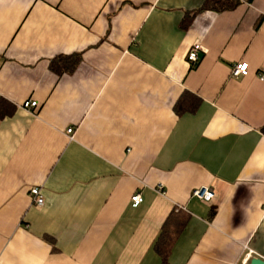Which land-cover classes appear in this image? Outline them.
I'll return each mask as SVG.
<instances>
[{
	"label": "crops",
	"instance_id": "1",
	"mask_svg": "<svg viewBox=\"0 0 264 264\" xmlns=\"http://www.w3.org/2000/svg\"><path fill=\"white\" fill-rule=\"evenodd\" d=\"M206 1L0 0V264L264 259V0ZM185 92L199 104L179 114Z\"/></svg>",
	"mask_w": 264,
	"mask_h": 264
},
{
	"label": "trees",
	"instance_id": "2",
	"mask_svg": "<svg viewBox=\"0 0 264 264\" xmlns=\"http://www.w3.org/2000/svg\"><path fill=\"white\" fill-rule=\"evenodd\" d=\"M241 3L240 0H207L203 9H211L216 12H223L235 9ZM80 56L77 54L59 55L51 60L50 68L53 72L61 74L72 72L79 62ZM199 104V99L185 92L181 95L175 105L176 111L181 114L193 112ZM3 102L0 100V115L2 113ZM264 132V127H263ZM185 220L181 215L169 218L165 224V231L161 234V240L157 243V250L161 257L166 259L171 244L176 235L184 228Z\"/></svg>",
	"mask_w": 264,
	"mask_h": 264
},
{
	"label": "built area",
	"instance_id": "3",
	"mask_svg": "<svg viewBox=\"0 0 264 264\" xmlns=\"http://www.w3.org/2000/svg\"><path fill=\"white\" fill-rule=\"evenodd\" d=\"M200 51L201 45L199 43L194 44L191 49L187 53V61L191 66H195L200 59ZM246 66V67H245ZM248 70V65L245 62L235 63L231 68V75L233 77H238L240 75H245ZM258 78L264 81V73H259ZM25 109H31L37 106V102L35 101H26L22 105ZM72 129H67V133H71ZM159 190L163 192L162 187L159 186ZM29 194L33 198V203L36 206H42L44 203V199L39 191L38 187H33L29 190ZM192 196L197 197L201 201L210 202L214 197V191L208 186H200L192 191ZM142 198L139 193H135L131 197V206L136 207L141 202ZM251 251H249V255Z\"/></svg>",
	"mask_w": 264,
	"mask_h": 264
},
{
	"label": "water",
	"instance_id": "4",
	"mask_svg": "<svg viewBox=\"0 0 264 264\" xmlns=\"http://www.w3.org/2000/svg\"><path fill=\"white\" fill-rule=\"evenodd\" d=\"M247 264H264V259L260 257H252Z\"/></svg>",
	"mask_w": 264,
	"mask_h": 264
},
{
	"label": "snow or ice",
	"instance_id": "5",
	"mask_svg": "<svg viewBox=\"0 0 264 264\" xmlns=\"http://www.w3.org/2000/svg\"><path fill=\"white\" fill-rule=\"evenodd\" d=\"M246 67V66H245Z\"/></svg>",
	"mask_w": 264,
	"mask_h": 264
}]
</instances>
